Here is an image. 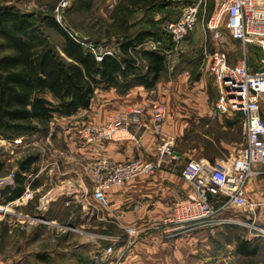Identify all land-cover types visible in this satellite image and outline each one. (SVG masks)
Wrapping results in <instances>:
<instances>
[{"label":"built area","instance_id":"obj_1","mask_svg":"<svg viewBox=\"0 0 264 264\" xmlns=\"http://www.w3.org/2000/svg\"><path fill=\"white\" fill-rule=\"evenodd\" d=\"M214 8L207 16L206 0L184 6L176 19L157 13L154 23L170 39V46L165 48L161 40L147 39L137 47V51H153L162 53L168 62L176 63L183 50V45L191 32L197 27L199 20L206 24L213 41L218 45L228 35L243 49L242 57L236 64L230 63L228 53L215 48L207 55L208 70L221 92L215 105L220 115L240 117L244 134V144L238 151L226 159L209 163L203 159L189 161L182 170V178L189 186L187 198L176 204L170 216L157 226L141 231L161 230L165 238L171 239L185 231L200 228H242L258 239L264 240V200L256 202L249 196L250 183L257 177L264 176V0H213ZM68 5L63 1L58 11ZM56 21L65 29L61 16ZM76 42L80 43L101 62L104 56L119 58L116 47L107 44H93L76 33H72ZM218 47V46H217ZM257 49L260 53L255 64L249 62V49ZM137 67L147 70L139 61ZM150 127L160 138L161 145L157 156L148 161L134 159L116 162L101 158L92 166V191L85 187H66L53 190L36 207L38 213L46 210L51 201L64 200L66 206H81L80 217L85 223L96 219L99 207H109L107 195L115 188L122 187L138 179L152 178L164 163L177 158L173 142L167 137L164 129L167 123V107L164 103L155 102L151 106ZM142 109L137 108L130 113L107 117L104 124L87 123L78 127L75 133L87 146L99 145L109 141L122 139L132 126H142ZM68 129V130H69ZM19 142L18 139H15ZM26 176V173L23 174ZM38 175H29L22 196L6 204L4 208L17 206L22 200L29 204L34 200V182ZM16 173L0 177V191L14 189ZM0 208H3L0 206ZM15 215L8 210L6 214ZM1 213V212H0ZM235 215V216H234ZM238 215V216H237ZM241 215V216H239ZM24 221L58 226L57 222L44 219L42 216L16 214ZM19 219V218H18ZM64 230L83 233V229L75 226H64ZM129 236L138 234L136 229H126ZM107 244L98 247L90 264H123L124 252H119L123 243L121 236H94Z\"/></svg>","mask_w":264,"mask_h":264},{"label":"rangeland","instance_id":"obj_2","mask_svg":"<svg viewBox=\"0 0 264 264\" xmlns=\"http://www.w3.org/2000/svg\"><path fill=\"white\" fill-rule=\"evenodd\" d=\"M63 1L68 5L58 11V7ZM135 1L94 0L91 11L75 10L74 3L76 0H0V5L15 6L25 14L41 12L50 14L55 19L61 16L64 25L71 33L89 38L91 43H104L116 47L119 41L121 43L124 33L115 34L119 26L111 25V17L119 6L123 9L130 5L132 10L131 4ZM149 1L150 3L147 5L143 1L142 4L133 8L134 12L128 16L127 33L136 32L141 27H152L151 20L157 13L166 14L171 19H175L174 16H179L184 6L198 3L200 0ZM159 3L168 4V8L153 7V4L159 5ZM206 3L205 20L214 8L213 0H206ZM51 38L56 46H61V40L54 33L51 34ZM215 48L228 53L231 64L238 63L242 57L243 49L239 43L230 40L228 35H225L223 41L216 45L206 28V24L199 20L197 27L183 45V50L178 56L181 62L178 63H189L187 59L192 60L193 63H202L204 65L203 70L196 71L192 77L189 76V71L178 73L172 85L164 77L150 92L153 103L161 102L167 107V123H170V131L176 136L175 151L188 155V158H182V163L179 164L181 170L184 164L199 160L202 155L219 156L226 159L230 156L233 143L241 148L245 141L240 122L233 126L227 124L230 119L235 121L236 116L227 118L229 115H220L215 109L221 90L210 74L206 60L207 55L211 54ZM249 55V62L253 65L260 53L257 49L251 48ZM138 61L143 67L146 66L145 61L141 59ZM185 74L187 78H184ZM206 111L213 114L210 116L206 114ZM187 122L190 125H187ZM72 123L74 122L69 123V121L56 118L50 123L48 132L20 137L18 138L19 142L0 137V163L3 165L0 177L17 173L20 162L30 156H37V161L25 176L26 180L30 174L39 176L34 182V200L29 204L22 200L17 206L8 210L14 211L15 215L21 214L23 216L29 214L37 217L44 214V219H55L58 224V226L36 224L27 220L24 221L21 219L23 217H17L13 212L4 215L0 211V264H63L65 260H68L69 255L76 251L75 247L81 243L88 242L87 247L83 250L85 254L88 248L93 251L98 246L102 247L107 244L97 240L99 245H94V236L106 234V236H121L124 239L126 229L124 230L120 226L119 214L109 207H99L98 217L89 223L81 220V206H66L64 200L61 199L51 201L48 205L45 204L48 208L44 212L38 213L36 211L39 203L44 201L45 197H49V193L53 190H60L66 186L85 187L88 191L93 189L91 172L94 162L92 163L76 153L75 142L71 138V134L67 133L70 126L73 125ZM0 206L4 208L6 203H0ZM64 226L77 228L83 226L84 230H82L83 233L71 232L64 230L62 228ZM224 231L228 233L229 237L223 235L222 242H225V239H233L238 234L244 237L243 233H245V229L242 228H227ZM60 250L64 254L61 257L57 253ZM41 254L47 255L50 259L49 262L38 260L37 256ZM260 260L259 256L237 257L235 262L236 264H246V262H260Z\"/></svg>","mask_w":264,"mask_h":264},{"label":"trees","instance_id":"obj_3","mask_svg":"<svg viewBox=\"0 0 264 264\" xmlns=\"http://www.w3.org/2000/svg\"><path fill=\"white\" fill-rule=\"evenodd\" d=\"M143 1L145 5L150 3L136 0L131 4L132 10L130 5L115 9L111 25L119 26L116 35L124 33L118 46L120 57L104 56L101 62L76 42L71 31L63 28L52 15L25 14L15 6L0 5V137L12 141L48 132L56 118L67 120L80 111L89 110L98 90L115 89L125 95L136 87L155 89L168 71L167 59L160 52L137 51V47L147 39L161 40L165 48L171 42L153 19L152 27L126 32L128 16ZM93 5L94 0H76L74 8L91 11ZM155 6L168 8L166 3L153 4ZM53 33L61 40L60 47L52 42ZM88 41L91 42L89 38ZM139 59L145 61L147 70L136 66ZM194 69L198 71V66ZM227 122L229 126L241 123L239 116ZM36 161L37 156H30L19 163L15 188L1 190L0 203L7 204L22 196L26 185L23 174L29 172ZM2 169L0 163V173ZM250 247L248 241L238 240L240 254L252 253ZM37 258L43 262L50 260L43 254Z\"/></svg>","mask_w":264,"mask_h":264},{"label":"crops","instance_id":"obj_4","mask_svg":"<svg viewBox=\"0 0 264 264\" xmlns=\"http://www.w3.org/2000/svg\"><path fill=\"white\" fill-rule=\"evenodd\" d=\"M177 17L178 15L174 16L175 19ZM202 34H204L203 31ZM178 62H181L180 59H177L176 63H170L172 69L169 70L168 66V71L164 76L171 85L174 84L178 73L189 71V76L192 77L196 72L195 65L198 66V71H202L204 68L202 63ZM184 78H187L186 74ZM152 91L143 87H136L122 95L115 89L98 90L89 110L80 111L67 120L61 119L62 121H69V123L74 122L75 124L72 123L74 127L87 123L104 124L109 116L127 114L137 108L142 109V126H132L122 139L87 146L78 140L74 127L69 129L67 133L71 134L70 136L75 142L76 153L92 163L101 158L116 162L154 159L161 142L159 136L154 134L150 127L152 113L150 105L153 104L150 92ZM206 112L210 116L213 114ZM233 116L235 115L230 114L227 118ZM169 124L166 123L164 131L173 142L174 149L176 136L170 131ZM187 125L190 123L187 122ZM238 149V145L233 143L230 154L236 153ZM182 158L186 159L188 155L181 154L180 157L177 156L172 161H166L152 178L140 179L135 183L115 188L108 193L109 208L119 214V218H117L121 228L124 230L133 228L138 231V234L132 237L125 231L123 243L119 246V252H124L125 262L123 264H236L237 257L250 258L252 256H259L260 262H246V264H264V240L252 237L247 230L243 233L244 237L238 234L233 239H225V242H222L221 238L223 235L229 237L228 233L224 231L227 228H200L194 231L181 232L171 239L165 238L161 230H148V232L141 234V231L160 224L170 216L176 203L187 198L190 189L182 178V170L185 164L182 170L179 168ZM200 159L214 163L222 158L202 155ZM248 192L253 200L262 202L264 200V176L255 178L250 183ZM47 208L46 206V210ZM43 216L44 214H42ZM81 229L84 230V227L82 226ZM239 239L246 240L251 244L252 253L242 255L237 251ZM94 240V245H99L98 239L95 238ZM90 242L93 243V241ZM87 244L88 242L76 246V251L69 255L68 260H65L63 264H90L92 254L97 249L94 247L95 250L92 251L88 248L85 254L83 250ZM57 253L60 257L64 255L61 250Z\"/></svg>","mask_w":264,"mask_h":264},{"label":"bare ground","instance_id":"obj_5","mask_svg":"<svg viewBox=\"0 0 264 264\" xmlns=\"http://www.w3.org/2000/svg\"><path fill=\"white\" fill-rule=\"evenodd\" d=\"M72 187V186H71ZM0 211L2 212V213H6L7 211H8V209L6 208H0Z\"/></svg>","mask_w":264,"mask_h":264},{"label":"water","instance_id":"obj_6","mask_svg":"<svg viewBox=\"0 0 264 264\" xmlns=\"http://www.w3.org/2000/svg\"><path fill=\"white\" fill-rule=\"evenodd\" d=\"M176 154V156H178V157H180L181 156V154L180 153H175Z\"/></svg>","mask_w":264,"mask_h":264}]
</instances>
